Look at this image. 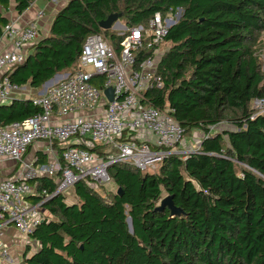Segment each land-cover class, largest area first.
<instances>
[{
    "label": "trees",
    "instance_id": "trees-1",
    "mask_svg": "<svg viewBox=\"0 0 264 264\" xmlns=\"http://www.w3.org/2000/svg\"><path fill=\"white\" fill-rule=\"evenodd\" d=\"M32 2L15 0L16 12ZM9 6L0 0V39ZM178 9L158 62L163 86L145 98L167 106L186 134L202 132L198 147L184 159L169 156L153 172L113 163L107 172L117 191L110 198L106 184L84 179L69 191L74 201L54 194L41 204L44 219L31 234L38 247L30 254L26 248L22 264H264V116L250 118L252 100L264 95V0H67L48 33L6 73L16 85L41 88L76 67L89 34L101 33L119 50L120 31L99 26L111 13H122L118 20L130 27ZM143 55L137 51L136 62ZM38 111L31 99H12L0 104V124ZM224 119L232 127L209 134ZM31 183L51 193L56 187L46 176ZM165 196L180 215L157 208Z\"/></svg>",
    "mask_w": 264,
    "mask_h": 264
},
{
    "label": "built area",
    "instance_id": "built-area-1",
    "mask_svg": "<svg viewBox=\"0 0 264 264\" xmlns=\"http://www.w3.org/2000/svg\"><path fill=\"white\" fill-rule=\"evenodd\" d=\"M176 21L173 12L157 11L144 24L125 26L119 32L118 51L101 33L89 34L76 67L57 73L42 85V94L31 98L39 111L0 124V160L19 163L12 176L0 179V264L13 262L9 246L2 241L4 228L14 226L31 238L44 219L41 203L56 193L67 194L76 181L84 179L93 187L107 185L111 181L107 169L113 163L153 172L169 156L184 159L195 150L187 145L186 130L170 109L153 106L145 98L146 90L163 86L158 73L161 45ZM2 37L9 47L0 51V104L23 88L11 82L6 71L25 60L30 46L40 39V28L37 21L23 26L9 22ZM137 51L148 55L136 62ZM106 89L112 91L111 100ZM250 109V118L264 116V95L254 98ZM226 128L220 122L210 127L209 134ZM35 144L37 149L44 146V162L39 154L24 160ZM100 144L109 150L101 151L96 147ZM41 176L54 180L52 193L46 188L39 191L31 183ZM31 196L42 200L33 203Z\"/></svg>",
    "mask_w": 264,
    "mask_h": 264
},
{
    "label": "crops",
    "instance_id": "crops-1",
    "mask_svg": "<svg viewBox=\"0 0 264 264\" xmlns=\"http://www.w3.org/2000/svg\"><path fill=\"white\" fill-rule=\"evenodd\" d=\"M67 0H33L31 5L23 11L21 14L15 10V0H10V6L6 12V17L9 19V22H13L17 25L23 26L32 21H37L40 28V38L48 33L51 21L55 13L60 10ZM41 13V17L38 18V14ZM9 47L7 39H0V51ZM23 88L18 91L12 99H31L34 96L42 94V88H33L29 85H23ZM11 99V100H12ZM11 100L7 103L11 102ZM57 120V118H54ZM35 144L29 148L25 159L30 161L34 155L41 153L40 149H37ZM6 161V164L0 165V179L6 176H12L17 168L19 163H15L11 160H0V163ZM34 239L28 238L25 235L21 234L14 226H8L4 228L2 234V241L9 246L12 259L16 260V263L13 262H2L1 264H19L22 261L24 250L26 247L29 248V245L32 246L36 243ZM28 254L32 253L31 248H29ZM18 260H21L18 262Z\"/></svg>",
    "mask_w": 264,
    "mask_h": 264
},
{
    "label": "rangeland",
    "instance_id": "rangeland-1",
    "mask_svg": "<svg viewBox=\"0 0 264 264\" xmlns=\"http://www.w3.org/2000/svg\"><path fill=\"white\" fill-rule=\"evenodd\" d=\"M178 12H179V9L173 13V16H174V20L177 19V16H178ZM124 25L125 24V20L124 19H119L118 20V23L117 25L113 28L114 30H117V31H123L125 29V25L124 27L121 26V25ZM259 40H260V47H259V55L261 57V60L264 64V31H262V33L259 35ZM169 43L164 41V43L161 45V49L162 51H165L168 47H169ZM264 68V66H263ZM42 88V86H41ZM222 124H223V127L224 126H227V127H232L231 124L229 123V121L227 119H224L222 121ZM203 133L200 132V131H193L191 134H186V140H187V145L190 146L191 149H196L198 147V144H199V138L201 137ZM96 147L100 148L101 147V151H108L109 150V146L105 145V144H100V145H97ZM40 151H42V149H44V146L42 145L40 147ZM38 154H42V158L44 160H47L46 158V154L44 153H38ZM1 164H6V161H3L0 163ZM105 188V189H104ZM103 188V191H104V194L107 198H110V196L112 194H114L116 191H117V187L114 185L113 181L111 180L109 184H107L105 187ZM73 192H68L67 193V196H66V201H74V196H73ZM38 247V244H34L32 246L29 245V248H31V251L33 252L34 250H36V248ZM28 248V247H26ZM27 249L30 251V249ZM26 251V249L24 250V252ZM23 259V257H22ZM14 260V259H13ZM21 261V260H18V262ZM14 263H16V260H14ZM19 264H22V261L19 263Z\"/></svg>",
    "mask_w": 264,
    "mask_h": 264
},
{
    "label": "water",
    "instance_id": "water-1",
    "mask_svg": "<svg viewBox=\"0 0 264 264\" xmlns=\"http://www.w3.org/2000/svg\"><path fill=\"white\" fill-rule=\"evenodd\" d=\"M121 15H122V13H111L110 15L107 16V18H105L99 22L100 28H102L104 30L114 28L117 25L118 18L121 17ZM180 15H181V10L179 9L177 20L179 19ZM121 26L124 27L123 24ZM50 80L45 82V84H48L50 82ZM111 92H112L111 89H106L104 91V93L109 97L110 100L112 99V93ZM118 192H120L119 195H121V189L118 188ZM166 206L170 209L171 216L180 215L182 213V210L173 204L171 196H165L164 198H162V200L160 201V205L157 208L162 210ZM42 221H43V219L41 220V222ZM127 222H128L129 230L132 232V223H131L130 217L127 218Z\"/></svg>",
    "mask_w": 264,
    "mask_h": 264
}]
</instances>
